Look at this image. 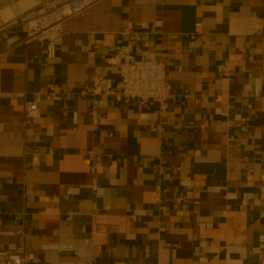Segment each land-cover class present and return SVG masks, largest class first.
I'll return each instance as SVG.
<instances>
[{"label":"crops","instance_id":"crops-1","mask_svg":"<svg viewBox=\"0 0 264 264\" xmlns=\"http://www.w3.org/2000/svg\"><path fill=\"white\" fill-rule=\"evenodd\" d=\"M42 1L0 0V264H264V0H97L52 57L9 25ZM123 28L165 108L82 93Z\"/></svg>","mask_w":264,"mask_h":264},{"label":"built area","instance_id":"built-area-1","mask_svg":"<svg viewBox=\"0 0 264 264\" xmlns=\"http://www.w3.org/2000/svg\"><path fill=\"white\" fill-rule=\"evenodd\" d=\"M97 0H44L35 7L22 13L9 25H23L26 29L25 41L35 40L41 43L46 56L52 57L55 48L61 42L62 23L68 17L90 6ZM140 31L123 28L120 31L121 42L117 47L119 58L118 81L115 87L108 86L105 76L97 71L91 86L85 87L82 93L87 94H120L124 101H154L160 108H165L171 96V88L164 63L155 57L133 54V44L140 38ZM225 70L232 67L225 63ZM37 110V102L29 101L24 105L25 115ZM36 150L32 152L31 163L38 164ZM8 262L24 264L31 258L25 253H8Z\"/></svg>","mask_w":264,"mask_h":264}]
</instances>
